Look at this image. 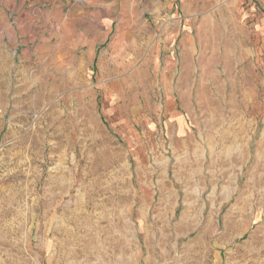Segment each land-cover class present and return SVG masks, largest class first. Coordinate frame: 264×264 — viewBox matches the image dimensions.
<instances>
[{
    "label": "rangeland",
    "instance_id": "1",
    "mask_svg": "<svg viewBox=\"0 0 264 264\" xmlns=\"http://www.w3.org/2000/svg\"><path fill=\"white\" fill-rule=\"evenodd\" d=\"M261 164L264 0H0V264H264Z\"/></svg>",
    "mask_w": 264,
    "mask_h": 264
},
{
    "label": "bare ground",
    "instance_id": "2",
    "mask_svg": "<svg viewBox=\"0 0 264 264\" xmlns=\"http://www.w3.org/2000/svg\"><path fill=\"white\" fill-rule=\"evenodd\" d=\"M261 166H262V168L264 167V164H261ZM262 179V178H261ZM257 205H259L258 203H256ZM256 209V206H253V209H252V213H253V211ZM251 213V214H252ZM256 217V216H255ZM252 253V252H251ZM249 254V253H248ZM257 255V254H256Z\"/></svg>",
    "mask_w": 264,
    "mask_h": 264
}]
</instances>
